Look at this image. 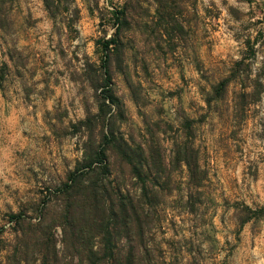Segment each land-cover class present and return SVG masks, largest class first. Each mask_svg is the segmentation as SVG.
I'll list each match as a JSON object with an SVG mask.
<instances>
[{
    "label": "rangeland",
    "instance_id": "1",
    "mask_svg": "<svg viewBox=\"0 0 264 264\" xmlns=\"http://www.w3.org/2000/svg\"><path fill=\"white\" fill-rule=\"evenodd\" d=\"M115 31L107 82L101 43ZM234 64L237 80L207 104ZM255 82L264 0H0V264H53L44 246L76 264L39 216L59 208L52 191L94 159L109 128L160 143L174 195L186 191L178 149L193 138L200 148L204 202L185 212L165 198L154 241L164 264H264V87L240 95Z\"/></svg>",
    "mask_w": 264,
    "mask_h": 264
},
{
    "label": "trees",
    "instance_id": "2",
    "mask_svg": "<svg viewBox=\"0 0 264 264\" xmlns=\"http://www.w3.org/2000/svg\"><path fill=\"white\" fill-rule=\"evenodd\" d=\"M118 14L116 12L115 20L120 19ZM119 45L116 31L101 43V67L107 82L109 57ZM239 69L236 64L232 65L227 75L212 86L214 97L208 98L207 104L227 93L230 83L237 80ZM243 87L240 95L249 97L259 96L264 85L255 82ZM111 90L106 84L104 98L112 103ZM162 151L159 142L146 140L135 144L128 137L117 136L108 129L94 159L77 166L67 180L52 191L61 201L59 208L48 217L39 216L41 225L48 223V228L61 229L62 253L74 255L76 264H164L163 251L154 241L155 231L164 218L165 198L177 196L174 201L177 208L185 212L197 211L204 202L208 171L193 138L186 149L177 151L176 164L178 167L184 165L186 170V191L182 196L174 195L172 192L179 186L174 187ZM47 203L43 201V205ZM10 218L16 223L25 220L22 213L12 214ZM48 231H39L37 237L46 236ZM43 248L41 254L47 262L52 259L53 264H57L55 247L52 250L47 246Z\"/></svg>",
    "mask_w": 264,
    "mask_h": 264
}]
</instances>
